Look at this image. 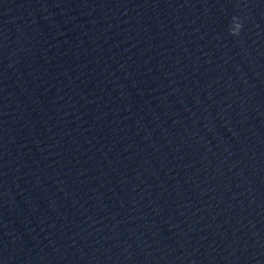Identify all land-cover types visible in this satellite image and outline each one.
<instances>
[{"label": "water", "instance_id": "obj_1", "mask_svg": "<svg viewBox=\"0 0 264 264\" xmlns=\"http://www.w3.org/2000/svg\"><path fill=\"white\" fill-rule=\"evenodd\" d=\"M0 264H264V0H0Z\"/></svg>", "mask_w": 264, "mask_h": 264}, {"label": "clouds", "instance_id": "obj_2", "mask_svg": "<svg viewBox=\"0 0 264 264\" xmlns=\"http://www.w3.org/2000/svg\"><path fill=\"white\" fill-rule=\"evenodd\" d=\"M243 27L244 21L240 17L233 15L228 26V33L233 37H239Z\"/></svg>", "mask_w": 264, "mask_h": 264}]
</instances>
